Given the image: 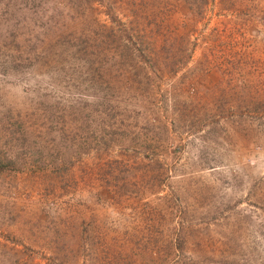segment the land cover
I'll return each mask as SVG.
<instances>
[{
    "label": "rangeland",
    "instance_id": "1",
    "mask_svg": "<svg viewBox=\"0 0 264 264\" xmlns=\"http://www.w3.org/2000/svg\"><path fill=\"white\" fill-rule=\"evenodd\" d=\"M0 264H264V0H0Z\"/></svg>",
    "mask_w": 264,
    "mask_h": 264
}]
</instances>
